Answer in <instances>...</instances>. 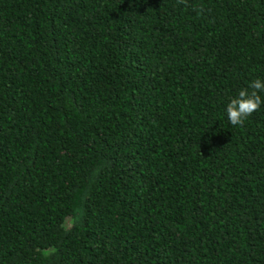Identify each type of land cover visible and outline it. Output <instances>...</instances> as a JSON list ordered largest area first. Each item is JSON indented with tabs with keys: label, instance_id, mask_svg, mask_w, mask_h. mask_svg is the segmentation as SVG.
Masks as SVG:
<instances>
[{
	"label": "trees",
	"instance_id": "1",
	"mask_svg": "<svg viewBox=\"0 0 264 264\" xmlns=\"http://www.w3.org/2000/svg\"><path fill=\"white\" fill-rule=\"evenodd\" d=\"M257 78L264 0H0V264H264Z\"/></svg>",
	"mask_w": 264,
	"mask_h": 264
},
{
	"label": "clouds",
	"instance_id": "2",
	"mask_svg": "<svg viewBox=\"0 0 264 264\" xmlns=\"http://www.w3.org/2000/svg\"><path fill=\"white\" fill-rule=\"evenodd\" d=\"M179 3L186 4L187 0H179ZM261 93H264V80L257 78L250 82L247 88L240 89L236 97L230 100L226 114L232 126H243L246 119L260 109L264 104Z\"/></svg>",
	"mask_w": 264,
	"mask_h": 264
}]
</instances>
